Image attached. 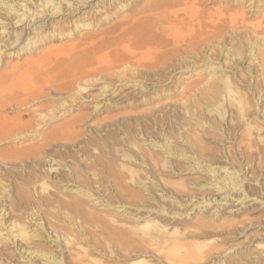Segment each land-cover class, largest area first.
Wrapping results in <instances>:
<instances>
[{"label": "bare ground", "instance_id": "bare-ground-1", "mask_svg": "<svg viewBox=\"0 0 264 264\" xmlns=\"http://www.w3.org/2000/svg\"><path fill=\"white\" fill-rule=\"evenodd\" d=\"M80 1L85 4L89 0ZM115 1L125 8L138 0ZM202 1L205 0L145 1L136 6L133 15L114 23L107 35L92 40L80 50L81 55L77 53L76 43L55 45L42 53L37 62L28 59L22 65L13 63L9 65V72L0 74V146L7 141L12 143L11 147L0 150V227H6L7 239L13 238L15 242L14 238L20 237L23 241L30 232L22 215L24 209L35 224H46L49 236L53 238L54 235L61 241V252L59 255L42 250L40 255L47 261L42 264H264V243L246 247L245 241L230 242L235 235L228 233L239 232L237 215L221 212L216 219L197 218L165 232L162 228L151 231L146 227L142 230L138 226L129 228L115 216L95 214L87 207L83 196L96 194L94 189L105 176L112 181V186L121 184V175L108 161L115 140L108 129L110 124L94 127L87 122L86 132H83L78 128L82 119L75 117L48 129L52 120L81 108L78 101L91 97L86 89L92 84L102 80L101 90L107 92L112 83L108 78L110 70L130 66L141 75L161 81L162 72L180 62L182 57L188 59L200 51L211 57L219 50L225 55L226 63L222 67L226 70L217 76L219 64L211 66L214 79L210 85V101L223 117L218 102H223L221 96L225 97L230 121H236L228 127H234L239 149L247 154L245 164H239L236 170L234 165V174L229 173L222 180L228 185L233 181L242 183L243 179L238 182L241 170L245 165L246 169L252 168L250 161L264 154V140L259 144L249 130L251 114L254 112L257 118L264 114V38L246 29L244 12L228 16L219 11L208 12L197 24L180 30L183 21L189 22L195 13L203 11ZM79 3L72 0H0V9H6L11 15L0 13V29L7 30L10 35L3 43L0 37V57L2 47L4 54L8 52L9 55L14 48V52L18 49L35 53L41 44L66 37L65 21L54 18L81 11ZM99 7L106 8V5ZM261 15L264 18V9ZM48 16L50 20H46ZM111 17L108 15L106 19ZM79 22L77 19L74 24L81 26ZM262 24L264 20L252 28L263 33ZM234 57L239 62L249 61L247 68L252 69L254 77H249L248 84L242 79V69L237 75L240 81L227 72V62ZM64 64L70 69L55 77L50 75L51 69ZM40 67L45 70L38 73ZM5 100L7 104H2ZM46 100L51 103L40 104ZM10 111L15 113L14 117ZM26 114L33 117L25 119ZM199 119L202 121L203 117ZM124 120L123 117L111 122L124 129ZM193 125L190 123L183 131L192 132ZM211 134L215 137L213 132ZM182 135L189 147L180 145L179 151L164 141V149L178 157L193 151L198 169L203 167L215 176L217 173L222 176L220 170L224 166H215L214 154L200 138L196 134L194 139ZM21 140L32 143L22 144ZM197 143H200L198 148L194 145ZM209 155L211 158L206 157ZM225 168L224 173H228L229 168ZM251 180L256 178L250 176L248 182ZM168 183L173 185L174 182ZM69 185L74 192L64 191ZM253 189L250 185L244 188L239 199L241 196L258 199ZM108 204L113 203L108 201ZM7 211L11 212L10 218H6ZM240 229L242 232L243 228ZM17 247L23 254L29 252L28 260L37 263L34 260L37 255L33 257L32 254L39 249L23 247V242ZM7 248L0 241V264H14L5 256ZM65 253L69 255L68 261Z\"/></svg>", "mask_w": 264, "mask_h": 264}, {"label": "rangeland", "instance_id": "rangeland-1", "mask_svg": "<svg viewBox=\"0 0 264 264\" xmlns=\"http://www.w3.org/2000/svg\"><path fill=\"white\" fill-rule=\"evenodd\" d=\"M72 1L80 2L81 11L68 12L64 14V17L54 18L55 21H65L67 36L55 42L48 41L41 44L35 53H27L25 50L19 51L18 49L14 52V48L10 51L13 53L9 55L8 52L4 54L5 48L2 47L1 75L10 71V64L22 65L28 59L37 62L42 53L55 45L76 43L77 53L81 55L80 50L88 46L92 40L97 41L103 35H107L108 29L114 23L130 17L135 13L136 6L145 1L148 2V0H138L122 8L121 4H117L115 0H89L85 4L80 0ZM104 3L106 8H97ZM200 8L203 11L195 13L193 21H183L180 30L186 29L192 23L197 24V21L200 18L204 19L208 12L219 11L227 16L244 12L243 22L246 29L252 35L264 38V32L252 28L257 27L258 23L264 20L261 15L264 0H205L201 2ZM0 13L11 16L6 9L1 8ZM108 15L112 17L106 19ZM43 18L42 16L41 19ZM77 19L81 26L74 24ZM37 20H40V17ZM46 20H50V16ZM239 21L241 23L242 18ZM263 26L264 24L261 27ZM0 37L2 43L10 39L7 30L3 29H0ZM211 55L208 57L206 53L200 51L198 55H192L188 59L185 56L182 57L180 62L162 72L161 81H157L152 76L141 75L130 66L117 67L110 70L108 78L112 83L107 92L104 93L101 90L104 85L102 80L92 84L86 89V93L91 97L78 101L81 108L73 110L71 114L62 118L52 120L49 130L75 117L82 119L78 128L83 132H86L87 122L94 127H106V123L110 124L108 129L112 131L115 140L111 146L108 161L111 168L121 175V184L112 186V181H108L106 179L108 177L105 176L99 182L98 187H95L96 194L83 196L87 207L95 214L115 216L122 219L129 228L138 226L142 230L146 227L147 231L162 228L165 232H171L172 228L184 222L203 217L209 220L216 219L222 212L226 215L238 216L239 232L230 231L228 233L235 235L230 242L245 241L246 247H253L259 242L264 243V154L250 161L249 167L252 168L246 169L245 165L241 170L238 182L243 179L242 183L233 181L232 185H228L225 180H222L229 173L231 176L234 174L232 169L234 165L236 170L239 164H245L243 161L247 154L239 149L240 144L236 140L237 132L234 131V127H228L231 123L236 124V121H230L225 97L221 96L223 102H218L224 112L223 117L210 101V85L213 84L214 79L210 71L211 66L219 64L216 69L217 76L223 73L224 69L226 70V67H222L225 55L219 50ZM238 60L234 57L233 60L227 62L229 66L227 72L233 73L234 78L237 77L236 79L240 81L237 75H240V69H242V79L248 84L249 77H254L252 69L247 68L249 61L245 59L239 62ZM256 66V64L253 65L255 71ZM68 69L70 67L67 68L64 64L51 69L50 75L55 77ZM43 70H45L44 67H40L38 73ZM253 80L254 78L251 83L254 82ZM242 86L247 85L242 84ZM48 103L51 102L47 100L40 102V104ZM2 104H7V101H3ZM96 104H98L97 109ZM10 115L14 117L15 113L10 111ZM191 115L195 117L191 118ZM200 116L203 117L202 121L199 119ZM259 116L255 117L254 112L251 114L249 130L252 138L261 144L264 140V114ZM32 117L26 114L24 118ZM123 117L126 119L124 129L120 125L112 124L111 121H118V118ZM182 123L186 125L182 126ZM190 123L194 124L192 132L186 133L183 130ZM211 132L215 134V137ZM128 134L131 136L128 137ZM182 134H187L193 139L196 134L200 138L202 144L214 154L213 159L217 162L215 166L217 168L224 166L220 170L223 173L222 176L218 173L215 176L203 167L198 169L196 155L193 151L178 157L164 149V141L178 148L179 151H181L180 145L189 147ZM24 141L20 142H23L22 144L32 143ZM171 141H173L172 144ZM199 144L194 145L198 148ZM11 146L12 143L7 141L0 146V150ZM206 157L211 158V155ZM225 167L229 168L228 173H224ZM250 176L255 177L256 180L248 182ZM168 182L174 183L171 185ZM249 185L254 187L255 198L258 196V199L250 200L251 198L245 199L242 196L239 199V194ZM70 187L69 185L64 191L74 192L69 189ZM108 201L113 204H108ZM251 209L252 214L248 212ZM22 212L30 231L23 241H20V237L14 238L15 242L13 238L7 239L6 227L4 225L3 228L0 227L1 245L8 247L5 256L14 264H42V262H47L40 255L42 250L60 255L61 241L54 235L53 238L49 236L47 225L35 224L32 216L24 213L25 209ZM10 216L11 212L7 211L6 218ZM4 220L2 222H5ZM240 228H243L242 232ZM14 234L16 235L17 232ZM22 242L23 247L30 246L33 249H39L32 254L33 257L37 255L34 259L37 263L28 260L29 252L23 254L18 251L17 244L20 245ZM68 256V253H65L66 261L69 260Z\"/></svg>", "mask_w": 264, "mask_h": 264}]
</instances>
